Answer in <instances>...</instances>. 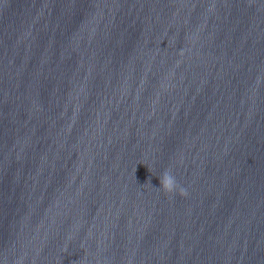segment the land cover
Wrapping results in <instances>:
<instances>
[{
  "label": "water",
  "instance_id": "obj_1",
  "mask_svg": "<svg viewBox=\"0 0 264 264\" xmlns=\"http://www.w3.org/2000/svg\"><path fill=\"white\" fill-rule=\"evenodd\" d=\"M0 264H264V0H0Z\"/></svg>",
  "mask_w": 264,
  "mask_h": 264
},
{
  "label": "clouds",
  "instance_id": "obj_2",
  "mask_svg": "<svg viewBox=\"0 0 264 264\" xmlns=\"http://www.w3.org/2000/svg\"><path fill=\"white\" fill-rule=\"evenodd\" d=\"M159 189L168 194H182L186 195L187 191L184 187L180 186L175 176L172 174L170 169L164 168L158 175Z\"/></svg>",
  "mask_w": 264,
  "mask_h": 264
}]
</instances>
